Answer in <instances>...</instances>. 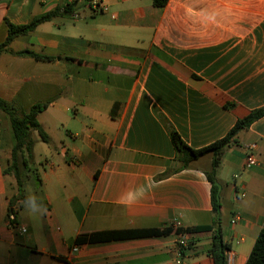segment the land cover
Listing matches in <instances>:
<instances>
[{
	"label": "crops",
	"instance_id": "obj_1",
	"mask_svg": "<svg viewBox=\"0 0 264 264\" xmlns=\"http://www.w3.org/2000/svg\"><path fill=\"white\" fill-rule=\"evenodd\" d=\"M70 1L0 0V43L5 20L24 25ZM87 2L73 5L81 19L45 22L0 57V97L20 113L48 103L38 120L51 139L32 133L47 155L21 168L20 188L5 174L16 141L0 110V264H214L210 232H176L213 222V156L183 167L171 132L200 149L264 107V0H103L101 13ZM23 50L54 59L14 54ZM236 140L217 172L220 221L228 264H246L264 229V116ZM31 173L39 197L26 192ZM155 229L173 232L76 242Z\"/></svg>",
	"mask_w": 264,
	"mask_h": 264
},
{
	"label": "trees",
	"instance_id": "obj_2",
	"mask_svg": "<svg viewBox=\"0 0 264 264\" xmlns=\"http://www.w3.org/2000/svg\"><path fill=\"white\" fill-rule=\"evenodd\" d=\"M169 0H152L155 7H164ZM74 4H68L65 8H56L53 11L44 13L42 15L34 17L29 23L24 25H14L8 20H5V24L8 29L6 39L0 43V57L4 53H11L10 45L19 36H25L34 32L37 27L45 22L51 21L58 16H65L72 13ZM73 15V13H72ZM13 53V52H12ZM19 56H29L35 60L51 61L54 57L49 55H42L32 50H23L14 53ZM48 107V103H37L31 107L29 112L20 113L19 110L11 103L0 97V110L8 115L11 123V127L15 136V145L11 151V163L5 170V174L13 173L17 178L19 187L23 186L21 179V168H29L33 162V150L36 141L32 137L33 132H37L41 142L51 144V139L41 126L38 116ZM264 116V107L253 110L245 118L236 122L233 128L221 139L212 143L209 146L194 149L188 146L179 133L176 131L171 132V140L175 150L178 154V160L183 167L190 166L193 162L197 161L203 156L212 154V167L206 175L211 184V199L214 218L211 225L188 227L185 229H177V233H198V232H210L211 233V247L208 250V255L212 257L214 264H228V252L231 250L229 243L223 239V233L221 229L220 221V188L217 181V172L220 165L221 157L225 150L238 143L236 140L237 134L249 128L255 121ZM38 181H40L38 179ZM22 200L28 202L30 200L27 196H22ZM36 204H43L42 201L35 199L33 201ZM14 203L10 202L9 213L13 212ZM171 229H155V230H140V231H128V232H99L90 235L79 236L76 242L82 243H97L108 242L120 238H133L140 236H163L172 233ZM246 264H264V229L260 231L254 247L249 255Z\"/></svg>",
	"mask_w": 264,
	"mask_h": 264
},
{
	"label": "built area",
	"instance_id": "obj_3",
	"mask_svg": "<svg viewBox=\"0 0 264 264\" xmlns=\"http://www.w3.org/2000/svg\"><path fill=\"white\" fill-rule=\"evenodd\" d=\"M78 0H71L70 4H75ZM88 5L87 8L90 9L93 13H101L107 10V6L104 4L103 0H88ZM73 18L75 20L77 19H81L82 16L80 13H73ZM256 145H249L246 147V149L249 151V154L247 155V165H256L258 164L256 158L254 157V155L251 153V151H253L255 149ZM8 219L10 222H13L15 220V212L13 210V212L9 213ZM22 231H25L24 228H22ZM178 244L180 247H186L187 246V242L184 239H180L178 241ZM78 247H74L73 248V252L77 251Z\"/></svg>",
	"mask_w": 264,
	"mask_h": 264
},
{
	"label": "rangeland",
	"instance_id": "obj_4",
	"mask_svg": "<svg viewBox=\"0 0 264 264\" xmlns=\"http://www.w3.org/2000/svg\"><path fill=\"white\" fill-rule=\"evenodd\" d=\"M38 158V159H43L46 155H47V147L44 146L43 143L37 145L34 147V150H33V160H34V157ZM32 176L29 180H27V193H31V194H34L36 197H39L40 196V184L36 178V175L31 173Z\"/></svg>",
	"mask_w": 264,
	"mask_h": 264
}]
</instances>
